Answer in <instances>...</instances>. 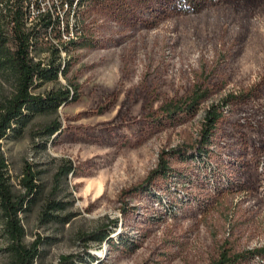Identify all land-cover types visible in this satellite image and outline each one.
<instances>
[{
	"label": "rangeland",
	"instance_id": "374dc122",
	"mask_svg": "<svg viewBox=\"0 0 264 264\" xmlns=\"http://www.w3.org/2000/svg\"><path fill=\"white\" fill-rule=\"evenodd\" d=\"M68 21L50 35L68 47L63 73L33 90L77 99L2 141L15 192L27 164L37 173L21 214L24 241L42 238L34 264H214L264 247V0H89ZM11 90L0 76V97ZM213 105L221 115L198 152ZM161 161L165 175L153 173ZM114 220L109 240L83 238ZM8 243L0 216V264H14Z\"/></svg>",
	"mask_w": 264,
	"mask_h": 264
},
{
	"label": "trees",
	"instance_id": "16d2710c",
	"mask_svg": "<svg viewBox=\"0 0 264 264\" xmlns=\"http://www.w3.org/2000/svg\"><path fill=\"white\" fill-rule=\"evenodd\" d=\"M62 8L40 7L39 1L33 0H0V76L12 83V90L0 97V216L4 223V231L9 240L7 249L14 264H34L40 255L42 238L34 240L31 244L24 241L26 233L21 214L27 211L40 192L36 181L37 173L32 164H27L23 170L21 184L24 191L17 193L12 189L8 176V159L3 150V139L12 131L22 129L25 124L36 114L54 112L64 102L77 99L78 94L70 88L51 90L46 94L35 92L33 89L40 81L59 78V73L64 71L61 62H57V56L62 50H68L66 45H57L50 39V35L64 20H69L78 14L79 9L86 6L89 0H65ZM33 10V11H32ZM34 13V18L30 16ZM69 21L64 27L67 33ZM64 31L57 34L59 41L63 40ZM74 41V37L69 39ZM45 50H52L54 56L48 62L39 57ZM198 95L195 103L204 98ZM168 113L177 112L173 104L167 106ZM220 112L216 106L209 108L205 114V122L201 130V144L196 149L204 150V144L208 143L212 130L215 128ZM59 126L49 125L47 134L57 131ZM168 167L165 161H161L153 172L166 174ZM52 209H60L58 202L50 204ZM49 213V212H48ZM116 221H111L105 227L86 234L83 238L88 242L109 240L111 229ZM87 254H89L87 248ZM84 254H67L61 257L58 264H74L82 259ZM255 255H264V247L238 252L228 255L223 252L221 258L214 264H228L241 259H250Z\"/></svg>",
	"mask_w": 264,
	"mask_h": 264
},
{
	"label": "built area",
	"instance_id": "2783aa9c",
	"mask_svg": "<svg viewBox=\"0 0 264 264\" xmlns=\"http://www.w3.org/2000/svg\"><path fill=\"white\" fill-rule=\"evenodd\" d=\"M33 0V4L37 8ZM40 2V7H46V8H59L62 11V8L64 7L66 1L65 0H37Z\"/></svg>",
	"mask_w": 264,
	"mask_h": 264
},
{
	"label": "bare ground",
	"instance_id": "6f19581e",
	"mask_svg": "<svg viewBox=\"0 0 264 264\" xmlns=\"http://www.w3.org/2000/svg\"><path fill=\"white\" fill-rule=\"evenodd\" d=\"M49 9V8H48ZM33 11V10H32ZM34 18V13L30 16V20H32ZM74 21V20H73ZM71 33V32H70ZM71 37H75V36H73V35H71ZM71 37H69V39L71 38Z\"/></svg>",
	"mask_w": 264,
	"mask_h": 264
}]
</instances>
